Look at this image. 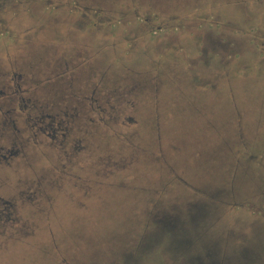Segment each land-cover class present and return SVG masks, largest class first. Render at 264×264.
Returning <instances> with one entry per match:
<instances>
[{
  "label": "rangeland",
  "instance_id": "obj_1",
  "mask_svg": "<svg viewBox=\"0 0 264 264\" xmlns=\"http://www.w3.org/2000/svg\"><path fill=\"white\" fill-rule=\"evenodd\" d=\"M68 1L82 9L90 3L98 15L129 23L72 22L68 19L74 11L58 6ZM85 1L51 0L53 6L47 8L28 5L25 0H0V90L5 91L0 104L8 96L14 98L17 93L13 90L18 87L24 95L25 89L31 90L25 78L15 76L12 80L13 72L33 69L35 63L42 66L54 44L61 49L84 45L99 53V63L116 77L152 70L151 64L165 55L162 52L179 62L198 63L212 53L221 57L229 54V62L238 66L235 73L240 82L214 77L209 67H205L204 76L216 86L211 93L218 96L221 111L231 110L226 96L232 97L244 117L243 134L237 137V146L222 153L219 170L210 177L204 174L205 193L197 198L182 193L167 202L184 212L190 201L211 205L214 188L227 187L222 185L224 165L237 159L242 163L252 155L250 167L242 163L255 171L251 172V182L239 176L236 192L225 197L247 205L238 209L243 205L236 204L232 209L229 202H216V208L202 211L192 221L183 214L182 233H187L188 242L178 251L165 246L164 231L154 232L148 225L149 193L120 202L121 195L98 191L83 208L70 192L57 191L46 201L48 213L42 215L27 199L26 195H31L26 193L27 187H37L41 176L61 161L42 146H7L12 134L0 131V209L12 219L11 226L6 222L3 227L27 232L22 241L10 239L0 244V264H264V176L262 179L258 171L264 166V0ZM133 15L156 16L153 28ZM190 94L195 91L191 89ZM16 104L0 107V121L11 108L20 128L23 111ZM19 137L27 139V134ZM42 150L47 153L43 155ZM8 152H12L11 157ZM228 176L231 181L230 172ZM34 194L35 200L41 199L37 188ZM176 231L181 233V229Z\"/></svg>",
  "mask_w": 264,
  "mask_h": 264
},
{
  "label": "flooded vegetation",
  "instance_id": "obj_2",
  "mask_svg": "<svg viewBox=\"0 0 264 264\" xmlns=\"http://www.w3.org/2000/svg\"><path fill=\"white\" fill-rule=\"evenodd\" d=\"M25 2L47 8L53 6L51 0ZM70 2L58 6L74 11L68 19L72 22L129 23L127 19L98 15V10L89 7L92 6L90 3L82 9ZM133 17L149 24L150 28L156 20V16L151 15ZM156 43L160 44V41ZM162 53L165 55L151 64L152 70L116 77L106 65L99 63V53L91 52L84 45L61 49L54 44L42 66L41 62L35 63L36 70L13 72L11 79L16 80L15 76L25 78L31 90L25 89L24 95L18 87L13 90L17 93L14 98L8 96L7 101L0 104V107L5 104L10 107L17 103L23 111L20 128L11 108L5 111V120L0 121V131L12 134L7 146H42L61 161L50 173L41 176L37 187H27L26 193L31 195L26 197L36 212L46 215L49 211L46 201L57 191L70 192L83 208L98 191L109 190L114 195H121L120 202L149 193L148 225L154 232L164 231L165 246L178 251L188 242L187 233H182L183 214L192 221L193 216H199L202 211L216 208L214 203H228L225 197L236 192L239 176L251 182V172L255 171L243 166L250 164L248 159L252 155L243 158L245 165L238 159L224 165L222 185L227 184V187L214 188L210 193L211 205L190 201V207H184L187 211L184 212L181 207L168 204L167 200L182 196V193L193 198L205 193L202 188L204 174L210 177L219 170L222 153L224 155L231 146L238 145L237 137L242 136L245 122L231 96H226L231 110L221 111L218 96L211 93L216 86L204 76L205 67H209L207 70L214 77H230V81L238 82L235 73L238 66L229 62V54L221 57L212 53L198 63L179 62ZM190 88L195 94H190ZM7 90H10L9 86ZM3 93L5 91L0 90V95ZM249 117L253 118L254 114ZM21 133L27 134V139L20 138ZM46 153L42 150L43 155ZM11 154L8 152L7 155L11 157ZM258 171L262 178L264 166ZM36 188L40 193L39 200L33 198ZM229 204L232 209H236V204L243 205L238 209L247 205L236 201ZM10 220V215L0 209L1 245L10 239L22 241L27 235L20 229L15 232L3 227L6 222L11 226ZM177 229H181V233Z\"/></svg>",
  "mask_w": 264,
  "mask_h": 264
}]
</instances>
